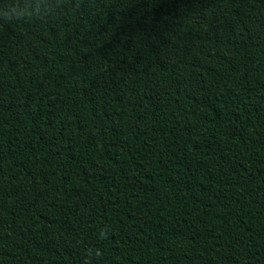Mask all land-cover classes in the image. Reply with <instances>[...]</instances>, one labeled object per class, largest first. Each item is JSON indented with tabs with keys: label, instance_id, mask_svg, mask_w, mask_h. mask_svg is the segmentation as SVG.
Masks as SVG:
<instances>
[{
	"label": "trees",
	"instance_id": "1",
	"mask_svg": "<svg viewBox=\"0 0 264 264\" xmlns=\"http://www.w3.org/2000/svg\"><path fill=\"white\" fill-rule=\"evenodd\" d=\"M0 264H264V0H0Z\"/></svg>",
	"mask_w": 264,
	"mask_h": 264
},
{
	"label": "clouds",
	"instance_id": "2",
	"mask_svg": "<svg viewBox=\"0 0 264 264\" xmlns=\"http://www.w3.org/2000/svg\"><path fill=\"white\" fill-rule=\"evenodd\" d=\"M13 13H15V9L13 8L12 10H11Z\"/></svg>",
	"mask_w": 264,
	"mask_h": 264
}]
</instances>
